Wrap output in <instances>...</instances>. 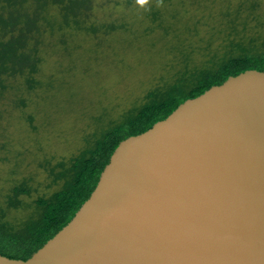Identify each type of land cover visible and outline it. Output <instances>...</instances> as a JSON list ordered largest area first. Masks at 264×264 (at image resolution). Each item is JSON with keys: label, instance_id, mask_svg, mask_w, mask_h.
<instances>
[{"label": "water", "instance_id": "water-1", "mask_svg": "<svg viewBox=\"0 0 264 264\" xmlns=\"http://www.w3.org/2000/svg\"><path fill=\"white\" fill-rule=\"evenodd\" d=\"M0 264H264V70L123 139L75 216Z\"/></svg>", "mask_w": 264, "mask_h": 264}, {"label": "rangeland", "instance_id": "rangeland-1", "mask_svg": "<svg viewBox=\"0 0 264 264\" xmlns=\"http://www.w3.org/2000/svg\"><path fill=\"white\" fill-rule=\"evenodd\" d=\"M98 1L109 3L97 5V20L125 22L129 30L96 36L74 33L70 46H81L73 54L46 50L37 76L45 80L42 86L30 91L24 86L17 94L11 88L0 97L1 206L24 179L32 186L30 194L21 195L28 203L58 190L62 181H53L52 168L60 171L56 166L60 161L95 147L104 129L142 105L149 90L180 75L185 60L190 67L215 66L212 60L228 51L231 39L249 44L255 38L256 46L264 40V0H253L255 8L248 0L189 4L179 21L169 17L173 23L166 31L146 13L157 0H133L130 5L123 0ZM97 44L98 52H90ZM79 54L83 57L73 62ZM16 83L23 84L22 78ZM18 94L26 105L16 106ZM32 211V207L11 209L7 217L21 220Z\"/></svg>", "mask_w": 264, "mask_h": 264}, {"label": "trees", "instance_id": "trees-1", "mask_svg": "<svg viewBox=\"0 0 264 264\" xmlns=\"http://www.w3.org/2000/svg\"><path fill=\"white\" fill-rule=\"evenodd\" d=\"M201 1L157 0V5L150 6L146 13L152 20L159 21L166 31L173 23L169 17L179 21L186 5ZM248 1L251 8L258 6L256 1ZM115 2L119 4L122 0ZM132 2L123 0L125 5ZM107 3L98 0H0V97L11 88H15L17 94L24 86L28 91L42 86L45 80L41 81L37 76L46 50L51 48L55 52L73 54L81 46H70L74 33L96 36L102 32L110 34L123 31L121 29L129 30L125 22L96 19L97 5L101 8ZM53 40L56 44L52 43ZM255 41L251 38L246 44L243 40L231 39L228 51L217 61L212 60L215 66L212 63L202 68L196 64L190 67V62L185 60L187 64L180 70V75L176 74L169 81L171 83L156 85L147 92L142 105L129 109L122 121L106 126L101 137L96 139L95 147H87L68 161H60L56 165L61 167L60 171L52 168L53 181H62L58 190L28 203L21 197L32 190L28 180L14 185L7 195L6 205H0V253L27 259L63 228L89 198L111 154L123 139L147 130L186 99L224 82L230 75L250 68L264 70V40L261 46H256ZM98 48L99 44L92 46L90 52L97 53ZM80 55L83 57L79 54L71 60L78 61ZM18 78L23 80L20 86L16 83ZM15 104L26 105L25 98L19 96ZM28 207L33 208L29 217L16 221L8 219L11 209Z\"/></svg>", "mask_w": 264, "mask_h": 264}]
</instances>
